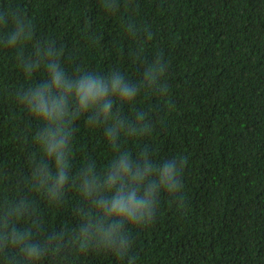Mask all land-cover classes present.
Returning a JSON list of instances; mask_svg holds the SVG:
<instances>
[{"label": "trees", "instance_id": "trees-1", "mask_svg": "<svg viewBox=\"0 0 264 264\" xmlns=\"http://www.w3.org/2000/svg\"><path fill=\"white\" fill-rule=\"evenodd\" d=\"M0 264H264V0H0Z\"/></svg>", "mask_w": 264, "mask_h": 264}, {"label": "clouds", "instance_id": "clouds-1", "mask_svg": "<svg viewBox=\"0 0 264 264\" xmlns=\"http://www.w3.org/2000/svg\"><path fill=\"white\" fill-rule=\"evenodd\" d=\"M14 39V38H13ZM51 67V65H49ZM52 83L55 87H59L62 83L61 74L56 72L53 68L52 70ZM47 85L44 86V92L41 93L39 89L36 90L35 95L29 98V105L33 107V113H38L39 118L44 119L49 122H55L56 120L62 119V113L64 112L65 99L61 97L59 101L52 100L49 103H45V96L48 94ZM113 93L119 92L122 99H132L135 95L134 91L128 86L121 88L119 81L114 82L112 85ZM107 89L100 81H89L88 84H82L80 89L77 91L76 95L80 101L82 108H88L89 103L95 104L97 99L102 98L105 95ZM51 105V106H50ZM104 111L107 113L110 111V105H104ZM64 129H61L59 133L55 135L60 136L59 140L55 139V136H52L44 145L45 152L49 150L56 151L58 153L57 160L58 163L63 157L62 149L64 147L63 140ZM183 168V161L180 165L177 166L176 160H171L163 165L161 183L164 187L174 193H177L181 190L182 185L180 183V175ZM61 176L63 178L62 170ZM137 182L142 185L143 176L137 175ZM152 195V192L148 193ZM111 212L125 217L130 222H140L141 224L146 223V221L139 220L140 217H143L147 212L149 217H151V205L149 200L145 199L143 201H138L134 193H130L126 197L117 198L111 208ZM111 242V241H110Z\"/></svg>", "mask_w": 264, "mask_h": 264}]
</instances>
